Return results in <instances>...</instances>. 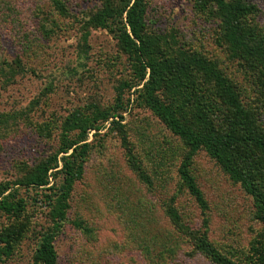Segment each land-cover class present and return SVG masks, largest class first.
<instances>
[{"label": "rangeland", "instance_id": "1", "mask_svg": "<svg viewBox=\"0 0 264 264\" xmlns=\"http://www.w3.org/2000/svg\"><path fill=\"white\" fill-rule=\"evenodd\" d=\"M61 1L68 15L60 14L52 0H0V182L16 179L52 153L71 111L91 104L108 108L118 85L136 80L132 59L107 29L93 30L90 51L78 55L80 21L101 0ZM242 1L256 6V22L264 30V0ZM203 2L150 0V26L163 34L161 44H177L216 61L264 129L259 79L264 76L243 70L230 58L219 21ZM44 21L48 31L41 30ZM19 64L28 72H15ZM124 117L136 160L149 179L132 166L116 132L95 139L55 241L59 264H218L193 238L204 233L234 263L262 264L257 249L264 246V218L257 216L241 184L198 151L192 172L208 201L203 213L181 187L178 169L188 151L184 142L138 102ZM89 136L92 140L93 131ZM258 164L264 174V158ZM36 191L21 190L29 200L23 219L0 215L1 229L26 226L14 242V254L0 264H37L33 255L40 232L52 223L45 203L34 201ZM172 197L180 223L167 212Z\"/></svg>", "mask_w": 264, "mask_h": 264}, {"label": "trees", "instance_id": "2", "mask_svg": "<svg viewBox=\"0 0 264 264\" xmlns=\"http://www.w3.org/2000/svg\"><path fill=\"white\" fill-rule=\"evenodd\" d=\"M52 2L60 14L68 15L64 2ZM203 4L209 13H215L230 58L243 70L264 76V30L256 22V6L242 0H204ZM149 6L150 0H101V5L80 21L79 57H86L90 51L92 31L107 29L132 59L136 80L121 82L115 102L108 108L91 104L71 111L59 128L58 147L25 167L16 179L0 182V215L25 217L29 200L22 195V188L37 190L34 201L48 207L52 225L40 232L33 255L37 264H59L55 241L67 220L71 194L84 176L95 139L116 132L132 166L149 179L136 160L124 121V113L136 102L158 116L188 148L178 169L179 179L203 213L208 201L192 172L194 156L200 150L214 159L232 181L241 184L253 198L257 216L264 218V174L258 171V163L264 158V129L250 108L241 103L234 82L216 61L177 44H161L163 34L157 33L148 20ZM41 24L42 31L49 30L45 21ZM15 72L28 71L19 64ZM259 79L264 86V77ZM167 212L180 223L175 197L169 200ZM25 229L24 224L4 229L0 226V242L4 243L0 261L14 254V244ZM193 238L216 263L236 264L211 244L206 233ZM257 252L264 264V246L259 245Z\"/></svg>", "mask_w": 264, "mask_h": 264}]
</instances>
